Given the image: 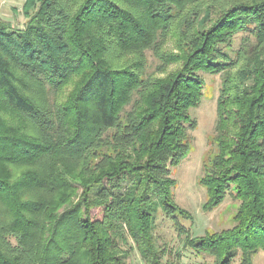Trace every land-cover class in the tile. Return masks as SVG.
Returning a JSON list of instances; mask_svg holds the SVG:
<instances>
[{"label":"trees","instance_id":"obj_1","mask_svg":"<svg viewBox=\"0 0 264 264\" xmlns=\"http://www.w3.org/2000/svg\"><path fill=\"white\" fill-rule=\"evenodd\" d=\"M22 13V28L0 20V264H128L132 249L182 264L158 244L160 212L208 264H252L264 251V0H24ZM204 73L220 81L202 207L229 194L237 205L229 227L193 235L170 166L191 147Z\"/></svg>","mask_w":264,"mask_h":264},{"label":"rangeland","instance_id":"obj_2","mask_svg":"<svg viewBox=\"0 0 264 264\" xmlns=\"http://www.w3.org/2000/svg\"><path fill=\"white\" fill-rule=\"evenodd\" d=\"M24 0H0V20L6 22L12 28H22L26 17L22 13ZM243 33L235 35L232 47L237 48L241 42ZM167 49H173L171 40L165 44ZM148 53V52H147ZM151 60L152 57L148 55ZM176 64H170L167 71L176 68ZM205 80L204 93L199 104L192 108L191 114L196 119L197 125L190 132V149L173 166H170V174L175 179L173 200L193 217V221L185 220L182 223L190 227L193 235H202L205 230L218 231L231 225V217L235 211L237 200L232 194L214 209L206 211L202 204L205 200V188L199 183L203 164L212 155L214 146L212 134L216 122V97L219 87V76L210 73L203 74ZM155 235L158 244L167 249L168 254L164 258L178 261L182 264H208L211 257L193 253L183 244V238L178 235L173 225L161 212L155 219ZM128 264H145L135 249L130 251L127 257ZM231 264H239V258L232 260ZM252 264H264V251L259 250L252 256Z\"/></svg>","mask_w":264,"mask_h":264}]
</instances>
